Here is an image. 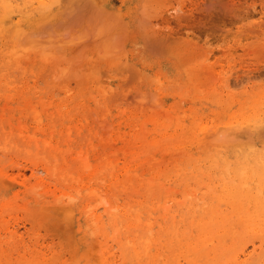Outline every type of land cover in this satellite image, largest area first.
<instances>
[{
	"label": "rangeland",
	"instance_id": "374dc122",
	"mask_svg": "<svg viewBox=\"0 0 264 264\" xmlns=\"http://www.w3.org/2000/svg\"><path fill=\"white\" fill-rule=\"evenodd\" d=\"M17 1L18 5L13 9V14L16 18H22L24 27H27L31 24V20L25 13L23 2L25 6L30 7V4L36 3V0H27L29 2L27 4L25 3L26 0ZM70 1L73 0H64L61 4V7L65 8V12L62 10L63 16H61L62 23L60 25L66 23V26H62L61 29H58L60 27L56 28L57 34L61 30L59 33H62L64 37L56 34L58 37L51 36V32L47 31L48 35L38 37L41 40L39 44L43 42L41 46H48L44 42L46 39L49 42L48 36L50 35L51 38H54L50 42L53 45L55 44L53 41L56 42V40L62 43L61 39L66 41V44L64 42V44L59 45L62 51L68 52L76 49L73 48L76 45L79 46L75 52L79 54L80 58L90 59L84 60V68L88 65L93 76H91L92 74L91 77L85 75L83 80L84 75L79 73L80 76L75 74L72 76L70 73L69 78L66 76L69 73L62 72L61 77L57 69H51L50 65L41 59L36 61L21 60L17 66L16 62L13 61L14 64H8L10 66L7 68H0L6 69L0 70V169H8L7 171L13 175V177L10 175L7 177L9 182H14L20 168L26 171L27 187L39 182L46 188H62L57 183L56 175L60 172L61 167L68 166L75 149L68 152L69 148H62L60 155L55 156L52 152L48 155L42 153V147L47 143V139L55 138L59 133H64L63 131L68 125H74L73 119L76 117L81 118L89 115L83 122L77 121V124L73 126L75 129L71 132L77 133L79 131L80 140L77 145H84L85 148H88L83 149V152L79 154L85 155L90 151L91 155H87V160L91 158L92 163H95L96 160L93 159L95 154L91 145L100 140L103 141L102 143L100 141V144L112 152L111 157H115L124 163L126 155L131 151V143L135 137L139 133L145 134L144 139L151 136L148 133L155 124L169 125L171 110L175 108L179 109L181 114H184V111L185 114L187 111L192 112L190 120L193 117L202 118L206 127H210L207 128L209 133L221 125L225 126L241 121L249 122L250 125L264 120L263 112L257 114L253 109L245 107L250 100L264 96V0H97L102 3L104 10L107 11L104 17L97 15L99 13L94 10V5H92L94 3H91L90 0H74L72 3ZM49 2L50 0H47L46 4L48 3L47 6L50 7ZM58 4L52 3L50 8H45L43 16ZM17 6H20L19 9ZM18 10H21L20 12L23 14H20ZM40 16L43 17L42 14ZM40 16L33 17L35 25ZM157 19L158 21H156ZM151 20L154 21V25H150ZM69 27L71 31L68 30ZM73 36L80 38H77L75 42L76 38L73 39ZM69 39L75 43L72 41L73 44L70 45ZM78 39L81 41L78 42ZM33 42L32 44L38 43ZM26 43L29 44L30 42ZM26 43L21 44V46L27 48ZM36 45L38 46V44ZM21 48L25 49V47ZM11 65L15 67H11ZM88 69L86 67L84 70L88 72ZM51 74L61 77L60 80L67 86H63L61 83L59 84L60 87L56 85L59 78L58 81L56 78L53 81ZM63 76L69 80L63 79ZM227 80L231 81L230 85L226 82ZM97 85L107 93L103 91L106 95L105 98L99 91L101 89L96 88ZM22 89L32 91V95L29 94L26 99L20 98V90ZM220 91H222L224 100H218L217 93ZM137 92L139 94L148 92V95L142 94L141 96ZM9 95L10 97L6 99ZM88 96L95 98L96 106L104 110L109 109L108 116L111 120L109 133L88 131L87 125L92 118L89 114L91 105L85 104L87 107L81 105L84 103L82 98ZM43 99L44 101L41 102ZM238 101L247 102L241 106ZM30 104L31 106L34 104L33 109H31ZM74 104L79 106L77 110L73 109ZM55 108H59L58 111ZM36 111L39 112L35 113L36 116L33 117L32 115ZM166 113L167 115H165ZM38 116L41 120L37 119ZM171 129L173 127L169 126L166 132L170 133ZM27 133L33 134L35 137H30ZM107 135L113 137L114 143L112 145L104 144ZM43 140H45V144ZM243 146L239 145L223 150L221 157L226 160V163L230 159L228 166L239 165L241 169L245 170L246 176L251 165L250 154H248L250 147L248 148L247 144ZM252 149L264 150V136L259 142L253 143ZM32 159L38 161L40 165V172L34 175ZM48 159L52 160L54 164L52 173L43 170V165L39 162ZM14 165H18V167ZM197 166L200 167V165ZM194 167V165L189 167L190 173L194 172ZM86 169L88 172L89 168ZM175 173L177 172H170L174 179ZM194 173L195 176H200L199 180L201 179L202 182H195L197 177H194L195 179H190L189 185L184 186L183 189L180 180L176 177L177 189H175L176 186H173L174 184L171 186L173 189H169L170 196L173 197L172 194L175 193L174 200L169 202L168 207H164V211L165 199L157 203L155 209L159 212L158 210L161 208L162 214L166 215L161 218L163 225H172L173 229H177L178 235L182 230H188L190 240L196 237V231L191 229L194 225L191 222L192 218H186L184 222L181 221L182 216L188 217L189 215L188 201L181 195V189L186 192H196V198L201 195L204 196L203 200L199 199L201 202L198 201L199 208L214 193L215 185L221 183V179L217 176L213 177L212 173H205L203 169ZM179 177L183 179L186 176L179 175ZM103 183L101 182V185L97 187L102 189L105 194ZM209 184L211 189H208ZM18 189L20 187H15L7 193H0V197H8ZM37 190H34V195H36ZM84 190H87L84 191L87 193L89 188ZM84 193L79 192L77 194L75 199L77 209L80 208L81 201L84 202L85 200ZM188 197L190 198L191 195ZM178 200L181 201V209ZM99 202L92 205L90 209L101 207ZM117 205L119 204L117 203ZM121 207V205L119 208L116 207L115 212L118 213ZM221 207L225 208L226 205L223 204ZM99 212L103 215V223L107 228L110 240L107 245H104V240L101 239V242L96 244L97 247L93 245L95 248L91 249L90 254L97 255L99 260L105 256L109 262L114 261V264H118L122 256L119 243L124 240L122 238V225L121 223L118 227L116 224L111 225L108 217L104 215L103 206ZM0 217L4 221L0 225V232H3L7 224L14 225V227L21 229L20 234H22L27 245L34 243L35 237L40 241L46 240L48 245L53 244L59 248L70 242L63 232L58 237L54 226L44 220H40L35 226H32L27 220V215L21 209L15 214L0 210ZM83 220L84 218L81 223L85 222ZM99 227L91 229L92 231L95 230L94 237L97 234L96 230L98 232L101 228ZM116 229L118 232H114ZM91 230H89L90 237H92ZM191 232L192 234H190ZM77 236H75L76 240ZM53 238L55 243L51 241ZM240 239L241 244L234 250L229 249L221 264H232V259L238 254L241 255L238 260L244 261L247 255H243L242 250L245 249L247 253L251 252L253 243L258 246L262 238L259 235L251 234ZM93 241L94 239H92ZM224 241L223 243H226L228 247L232 245V240L229 237H226ZM217 243L218 240L213 238V244ZM263 250L264 247L262 250L259 248L256 256L262 255ZM79 253L81 255L82 249L79 250ZM103 253L104 255H102ZM179 256L181 259L183 258L181 254ZM68 257L69 255H62L58 260L59 263ZM248 260L250 264H258L255 258ZM182 263L186 264L184 260Z\"/></svg>",
	"mask_w": 264,
	"mask_h": 264
},
{
	"label": "bare ground",
	"instance_id": "6f19581e",
	"mask_svg": "<svg viewBox=\"0 0 264 264\" xmlns=\"http://www.w3.org/2000/svg\"><path fill=\"white\" fill-rule=\"evenodd\" d=\"M28 1L25 3H29ZM46 1L36 0V3L32 2L30 7L25 6L23 2L24 9L26 10L25 13L31 20V24L24 27L23 19L16 18L13 14V9L18 5L16 3L18 1L0 0V68H7L10 66L8 64H14V62H16L17 66L21 60L36 61L41 59L42 61H46L51 69H57L61 77L62 72L65 74L69 73L66 75L68 77L70 73L72 76L74 74H81L82 76L84 75L82 78L84 80L85 75L87 77L92 74L87 64L85 68H89L88 72L84 70L85 61L90 59L79 57V54L75 52L79 46L76 45L73 47L76 49L65 52L59 46L62 42L56 40V42L53 41L54 45L50 43L52 42V35L63 36L62 33H59L61 30L57 34L56 28L60 27L58 29H61L62 26H66V23L65 25H60L62 23V12H65V8L61 7L64 0H50V7L52 3L59 4L43 16L45 8H50L47 6L48 3L46 4ZM73 1L70 2L72 3ZM90 2L94 3L92 5H94V10L99 13L97 15L104 17L107 11L104 10L102 3L97 0H90ZM19 7L17 6V9ZM20 11L18 10L20 14H23ZM38 15L41 19L39 17L35 25L33 17ZM78 23L80 24V22ZM149 23L150 25H154L153 20ZM68 30L71 31L70 27ZM47 31L51 32V36H48L50 38L49 42H47V39L46 41L44 40V43L48 44V46H41L43 42L39 44L41 40L38 37L45 36ZM77 38L80 37L73 36L75 42ZM61 40L63 41L62 44L64 42L66 44L65 40ZM28 41L30 45L32 41L38 42L36 43L38 46L36 44L30 46L26 43ZM69 41L71 42H68L70 45L75 43L72 39H69ZM80 41L78 39V42ZM57 42L60 44H57ZM23 43L27 44L28 49L26 46H21V44L24 45ZM20 46L25 47V49ZM109 52L111 51L109 50ZM7 60L11 61L8 62ZM11 67L15 66L11 65ZM51 77H53V81L55 78L56 81L59 80V83H56L59 87L61 85L67 86L65 83H62L61 77H58V75L56 77L54 74H51ZM69 78L66 79L69 80ZM63 79H65L64 76ZM97 81L101 84L99 80ZM226 82L229 85L231 83L229 80ZM60 83L61 85H59ZM98 85L96 88L98 89L99 87L101 89L98 90L101 91L102 97L105 98L106 92ZM109 90L112 91V89ZM147 93L142 94L147 96ZM29 94L32 95V91L28 89L20 90V98L22 99L28 98ZM142 94L138 93L141 96ZM217 95L218 100H224L222 98V91L218 92ZM146 96H143V98H146ZM9 97L10 95L6 99ZM82 100H84V103H81L83 107L91 105V108L89 107V114L92 118H90L91 122L87 125L88 131H92V133H107L109 126L111 127V120L108 116L109 109L104 110L96 106V100L92 96L83 97ZM43 101L44 99L41 102ZM245 102L247 101H238L241 106L246 104ZM32 106L31 109H33ZM78 107L77 104H74L73 109L77 110ZM245 107L253 109L257 114L260 112L264 113V96L250 100ZM42 108L41 111L44 109ZM178 110L176 108L171 110V115L168 112L170 118H173V120L170 119V124H155L149 130L148 134L151 136L146 137V139H144V133V135L139 133L132 141L131 151L126 155L124 163H121L115 157H111L112 152L106 150V147L100 144V141L101 143L103 142L102 140L91 145L95 154L93 158L96 160L95 163H92L93 160L91 158L87 160V155H91L90 151L88 153L85 152V155H80L79 153L83 152V149L88 148H85L84 145L78 146L77 144L80 140L79 131L77 133L71 131L75 129L73 126L77 124V121L83 122L89 115L74 118V125H68L65 128L66 130L63 131L64 133H59L53 139H47L46 144L45 140H43L45 145L42 147V153L45 155L52 152L55 156H59L62 148H69L68 152L75 149L68 166L61 167L60 172L56 175L57 183L62 187L60 189L57 187L54 189L46 188L39 182L27 187V181L25 180L26 171L20 168L14 182H9L7 177L9 175L13 177V175L7 171L8 169H0V193H7L15 187H20V189L13 191V194L11 193L8 197H0V210L15 214L21 209L27 215V220L32 226H35L40 220H44L54 226L58 237L63 232V234H66L67 240L71 242V244L69 242L59 248L53 244L48 245L46 240L40 241V239L35 237L34 243L27 245L23 240L22 234H20L21 229L7 224L3 232H0V264H114V261L109 262L105 256L102 260H99L100 258L97 255L90 254L91 249L97 247L96 244L101 242V239L104 240V245H107L110 240L107 228L103 223V215L99 212L102 206L104 207V215L108 217L111 225L116 224V227H118L121 223L123 228L122 238L124 240L119 243L122 256L118 264H183V260L186 264H221L228 250L237 248L241 244L240 238L251 234L259 235L262 238L260 244L257 246L253 243V249L248 253L243 249V255H247L246 259L239 261L238 259L241 255L239 256L238 254L232 259V264H250L248 262L250 258L257 259L256 262L258 264H264V250L262 255L256 256L257 250L259 248L262 250L264 247V150L252 149L253 143L259 142L264 136V120L250 125L248 124L249 122L246 123L244 121L225 126L221 125L222 127L217 126L212 133H209L208 129L210 127H206L202 118L193 117L190 120L192 112L187 111V114H185L184 111L182 115ZM37 112L39 111L34 112L32 116L34 117ZM39 116L37 119L41 120ZM17 118L19 117L17 116ZM169 126H172L173 129H171L170 133H167L166 129ZM27 135L35 137L33 134L29 135L27 133ZM106 137L104 144L112 145L114 143L113 137L111 135H107ZM75 144L76 147H74ZM245 144H247L248 148L250 147L248 154H250L251 164L246 176L245 170L241 169L239 165L228 166L230 159L226 163V160L221 157L223 150ZM39 162L43 165V170L52 173L54 166L52 160L48 159ZM31 163L33 175L40 172L38 161L32 159ZM193 165L195 166L194 172L203 169L205 173H212L213 177L217 176L221 179V183L215 185L214 193L199 208L198 201H200L199 199L203 200L204 196L201 195L199 198H196V192H186L183 190L184 186L189 185L188 181L190 179L197 177V180L194 181L202 182L201 179L199 180V175L195 176L194 172H189V167ZM197 165H200V167ZM14 166L18 167V165ZM86 168H89L88 172ZM171 171L177 172L174 175L175 179L170 174ZM179 175H185L186 177L181 179ZM176 177L180 180V185L183 186L181 195L188 201L187 208L189 215L188 217L182 216L181 221L184 222L186 218H192L191 222L194 225L191 229L196 231V237L193 240H190L188 230H182L178 235L177 229H173L172 225H163L161 218L166 215L162 214L161 208L158 210L159 212L155 210L157 208L156 204L162 200L165 199L164 202H166L163 205V211L165 210L164 207H168L169 202L174 200L175 193L172 194L173 197L170 196L169 189L173 184V186L178 185L175 183ZM101 182H104L102 186L105 188V194L102 192V189L97 187L101 185ZM85 188H89L87 193H84V191H87L84 190ZM35 189H38L36 195L33 194ZM175 189H177V186ZM208 189H211L210 184ZM79 192L84 193L85 200L84 202L81 201L80 208L77 209L75 199ZM190 195L191 197L189 198L188 196ZM178 201L180 202L178 205L181 209V201ZM98 202L102 205L101 207L90 209L92 205ZM223 204L226 205L225 208L221 207ZM120 205L122 207L116 213L115 208H119ZM170 216L172 217L171 213ZM83 218L85 222L81 223ZM2 220L3 218L0 217V225L4 222ZM94 227L96 229L97 227L100 228V231L98 230L97 232L96 230L97 234L95 237V230H91ZM89 230L92 231H90L92 237L89 235ZM114 232H118V230L116 229ZM2 233H4V236H2ZM75 236H77V240ZM226 237L232 240V245L229 247L226 243H223ZM213 238L218 240L217 244H213ZM92 239H94L93 242ZM51 241L55 243L54 238ZM80 249H82L81 255L79 253ZM180 254L183 257L182 259L179 256ZM62 255H69V257L63 260L62 263H59L58 260Z\"/></svg>",
	"mask_w": 264,
	"mask_h": 264
},
{
	"label": "snow or ice",
	"instance_id": "6c2138e0",
	"mask_svg": "<svg viewBox=\"0 0 264 264\" xmlns=\"http://www.w3.org/2000/svg\"><path fill=\"white\" fill-rule=\"evenodd\" d=\"M46 7V6H45Z\"/></svg>",
	"mask_w": 264,
	"mask_h": 264
}]
</instances>
